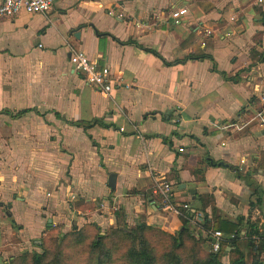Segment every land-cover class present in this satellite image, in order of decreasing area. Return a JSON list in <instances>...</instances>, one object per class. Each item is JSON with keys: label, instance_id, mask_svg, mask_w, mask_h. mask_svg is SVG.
Here are the masks:
<instances>
[{"label": "crops", "instance_id": "obj_1", "mask_svg": "<svg viewBox=\"0 0 264 264\" xmlns=\"http://www.w3.org/2000/svg\"><path fill=\"white\" fill-rule=\"evenodd\" d=\"M179 6L178 24L156 20ZM71 51L108 67L107 94L72 70ZM263 54L264 0H60L0 18V262L52 232L118 220L173 235L187 210L206 217L209 247L216 220L239 224L245 260L244 223L264 224ZM157 180L188 208H163Z\"/></svg>", "mask_w": 264, "mask_h": 264}, {"label": "rangeland", "instance_id": "obj_2", "mask_svg": "<svg viewBox=\"0 0 264 264\" xmlns=\"http://www.w3.org/2000/svg\"><path fill=\"white\" fill-rule=\"evenodd\" d=\"M199 220L187 224L188 230L182 234V243L176 247L170 237L156 228L139 231L134 225H123L118 220L116 224L103 229L68 230L62 233L64 238H61L63 235L60 236L59 231L52 232L41 237V242L29 251L13 255L0 264H35L31 259L33 253L38 256V264H137L130 253L141 249L153 255L152 264H202L212 250L203 238L207 234L201 231L204 225ZM173 236L179 237L176 233ZM94 240H98V243L93 245ZM254 242L257 247L256 239ZM243 254L247 262L251 257L264 262V258L260 254L258 258L255 251L247 250ZM171 256L178 261L175 262ZM218 260L225 264V259L220 256Z\"/></svg>", "mask_w": 264, "mask_h": 264}, {"label": "built area", "instance_id": "obj_3", "mask_svg": "<svg viewBox=\"0 0 264 264\" xmlns=\"http://www.w3.org/2000/svg\"><path fill=\"white\" fill-rule=\"evenodd\" d=\"M57 1L60 0H0V18H12L20 12L26 14H41L48 11ZM186 13V8L179 6L158 12L156 20L158 19V21L164 23L169 22L171 24H178ZM107 14L117 20H121L125 16L123 10L115 11L114 9H109L107 10ZM136 26H139V24L136 23ZM68 62L72 70L79 74L86 84L95 87L100 93L107 94L109 92L115 79L112 78L108 67L98 66L96 62L89 59L83 51H71L68 56ZM243 164L244 160H241L240 165ZM154 192L161 196V206L169 211L177 213L179 208L181 210H186L188 208L186 204L177 207L172 202L173 194L171 185L168 182L157 180L154 184ZM65 196L68 201L75 200V194L70 190L69 185L65 187ZM104 206L106 205L103 202L98 204L99 208ZM106 207L111 213H116L119 209L116 200H112ZM197 216V214L193 213V217L189 222L196 223L198 220ZM210 237L211 250L216 252L222 244V235L219 231H213ZM228 237H232V235Z\"/></svg>", "mask_w": 264, "mask_h": 264}, {"label": "trees", "instance_id": "obj_4", "mask_svg": "<svg viewBox=\"0 0 264 264\" xmlns=\"http://www.w3.org/2000/svg\"><path fill=\"white\" fill-rule=\"evenodd\" d=\"M262 59H264V54L262 56ZM23 112H25V110L20 111L19 113H23ZM97 123H99V121L96 119H93L92 121H89V122H78V121L77 122H71L72 125H74L76 127H81L83 131H86V129H88L89 127H91ZM244 175H247V174H244ZM237 176H239V174H237ZM241 176H240V178H241ZM259 190H260V194L258 195V198L255 199V202L257 205H260L259 199H260V196L262 194V190L260 188H259ZM256 194H257V189H256ZM250 205H252V204H250ZM179 217H180V221H181V227L177 232H175L176 235L179 236L178 238H174L175 236L158 229L159 231L165 233L168 237H170L173 240L174 247L180 246V243H182L181 242L182 241V234H186V232L188 230L187 224L189 223V220L193 217V213L190 212L189 210H187L186 212L182 213V216H179ZM206 221H207L206 217H204L202 225H204L203 228H205V229H206V223H207ZM214 226L216 227L217 231H219V232L222 231L223 233L232 235V237H228L227 242H228V246H231L233 248H231L227 252L229 255V262L225 263V264H264V262H262L261 260H257L255 257H251L250 261L246 262L243 259L242 253L235 247V245H234L235 240L237 239L238 232H239L240 227H241L239 224L234 223V222H229V221H221V220L218 221V220H216L214 222ZM243 226H244V237H245V240L247 242V245L251 248L252 251L256 252V254L258 255V258L261 256L264 258V224H261L260 228L258 229L254 223H249L248 221H246ZM134 227L139 231H144V230H147L150 228L155 229V227L147 226L144 223L135 224ZM90 228H96V227L93 225H87V226H84V227L77 229V231L80 229H90ZM60 236H62L61 238H64V234H60ZM99 238H102V237H99ZM253 239H254V241L256 239V243H258L257 247L255 246V242L253 241ZM96 243H98V240L97 241L94 240L92 242L93 245ZM222 250H223V248H221V246H220L218 251L210 252V254H208V256H207V259L202 264H223V263H220L218 260V257L220 256V253ZM130 254H131V258H134L135 261L137 262V264H152L153 259H154L153 255L146 249H141L139 251L136 250V251L131 252ZM171 258H173L175 262L178 261L175 257L171 256ZM31 259H32L33 263L38 264L37 254L33 253L31 255ZM12 260H14V259H12ZM5 263L9 264L8 262H5ZM10 264H16V263L12 262Z\"/></svg>", "mask_w": 264, "mask_h": 264}, {"label": "water", "instance_id": "obj_5", "mask_svg": "<svg viewBox=\"0 0 264 264\" xmlns=\"http://www.w3.org/2000/svg\"><path fill=\"white\" fill-rule=\"evenodd\" d=\"M218 164L221 165V166H225V165L222 164L221 162H219ZM241 179L244 180L245 183H247V184H252L254 187H257L256 182H255L253 179L248 178L247 175H242V176H241ZM114 183H115V174H113V173H109V174L107 175V186H108L110 189H114ZM183 187H184V185L181 184L180 188H183ZM256 189H257V194L254 196V201H255V199L258 198V195L260 194V190H259V188H256ZM189 192H190L191 194L194 193L193 190H189Z\"/></svg>", "mask_w": 264, "mask_h": 264}]
</instances>
